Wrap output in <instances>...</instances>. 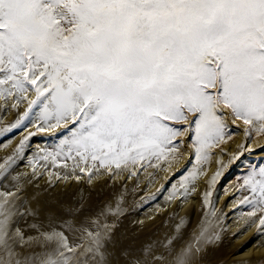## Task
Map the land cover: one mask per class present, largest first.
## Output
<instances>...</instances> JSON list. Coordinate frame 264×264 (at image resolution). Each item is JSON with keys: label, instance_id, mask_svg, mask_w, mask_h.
<instances>
[{"label": "snow or ice", "instance_id": "snow-or-ice-1", "mask_svg": "<svg viewBox=\"0 0 264 264\" xmlns=\"http://www.w3.org/2000/svg\"><path fill=\"white\" fill-rule=\"evenodd\" d=\"M9 109L16 118L5 125L0 116V136L35 131L0 157V177L22 162L33 136L61 129L43 159H71L81 171H165L187 156L182 191L170 196L183 202L207 176L213 150L208 189L227 167L220 157L233 135L229 122L244 126L238 152L264 135V0H0V112ZM211 195L202 194L206 205ZM237 195L245 226L264 234V166L247 173ZM14 200L0 192V264H194L217 238L202 226L179 250L171 241L166 253L132 249L96 219L80 229L86 245L69 242L66 224L33 225L36 234L25 237ZM109 213L120 214L101 215Z\"/></svg>", "mask_w": 264, "mask_h": 264}, {"label": "bare ground", "instance_id": "bare-ground-1", "mask_svg": "<svg viewBox=\"0 0 264 264\" xmlns=\"http://www.w3.org/2000/svg\"><path fill=\"white\" fill-rule=\"evenodd\" d=\"M10 115L11 118H16V113L9 109L6 117L3 118L5 125ZM14 139L10 140L8 145H11ZM241 140L238 134L235 141L225 143L224 146L228 147L227 151L231 152V157L238 151L236 144ZM262 143H264V135L257 141L250 142L249 148ZM30 144H33V151L28 156L30 160H27L26 165L23 166L14 165L10 173L5 176L0 188L4 192L21 189V194L25 196L23 207L25 215L18 226L25 237L36 234L33 231V225H39L47 230L49 225L66 224L69 227H64L65 235L71 244H77L80 243L82 233L80 229L87 227L92 220H105L111 225L116 223V217L125 214L118 222V229L112 231L113 241L124 247L138 249L142 245H151L159 252L166 253L169 250L166 245L171 241V248L179 250L201 231L202 226H206L208 227L207 234L217 238H214L210 244L202 245L203 252L196 257L194 264H220L222 260L228 261L227 264H261L263 262L264 234L257 233L255 225L246 227L244 224L246 218L236 210L239 206V196H235L236 199L230 196L233 190L231 175L226 176L218 187L212 202L215 216L210 215V210L205 220L210 224L205 225V221L198 224L197 219L207 206L201 196L204 192L211 191L217 182L211 189H208L205 184L207 177L217 171L215 157L212 156L209 161L207 176L199 177L196 182L197 190L191 193L186 200L181 202L178 199H170L173 192L182 191L179 185L183 177L173 182L171 190L167 192L165 191L167 188L164 189L152 200L151 197L161 188L160 184L164 178L177 173L184 166L186 156L175 161L172 167H168L165 171L148 167L137 175V179L133 175L134 182L117 183L114 186L107 183L106 174L102 168H94L91 183L87 187L85 180L81 179L84 174H80L77 169L75 176L78 179L70 181L74 175H72L73 169L65 163L67 160L62 157L56 159L55 162L51 158L45 160L42 150L46 147L37 140L30 141ZM3 147L4 145L0 150ZM4 154L5 152H0V157ZM32 158L39 159L49 168L54 167V172H61L63 175L60 176L59 183H56V179L47 181L46 173L43 174L42 179L39 178L37 171L33 175L34 172L30 169L34 162ZM228 163L227 160L225 165ZM132 167L139 168V164ZM225 169L227 167L222 170V173ZM126 171L127 168L124 167L117 169L114 175L115 180L119 178L121 181L123 175L128 178ZM68 173L71 175L64 176ZM131 177L132 174L129 175V180ZM117 208L119 215L114 216L110 213L106 216L101 215L107 210L116 211ZM130 209L131 211L126 214ZM84 244L86 245L87 242ZM28 251L29 249L23 250V252Z\"/></svg>", "mask_w": 264, "mask_h": 264}, {"label": "rangeland", "instance_id": "rangeland-1", "mask_svg": "<svg viewBox=\"0 0 264 264\" xmlns=\"http://www.w3.org/2000/svg\"><path fill=\"white\" fill-rule=\"evenodd\" d=\"M20 110L23 111V106H21V109ZM0 116H2L3 118L6 117V113L0 112ZM7 119H8L7 120V124H11L15 120V118H11V115ZM229 123H230V127H231V130H232L233 135H232L231 140L227 141L226 143L229 144V143L235 141V138L237 137V135L240 134L242 140H241L240 143H237L236 144L237 145L236 147L239 148V146L241 144L245 143V137H244V134H243V128H244V126L240 122H237L235 125H232L231 122H229ZM29 131H33L34 132L35 129L33 127L29 126L27 131L17 130V131H13V132L7 133L4 136H0V148L3 145H7V147H3L2 150H0V152H2V153L5 152V154L3 155V157H6L8 155H11L12 152H13V150L15 149L16 145L20 142V140L24 136H26L28 134ZM22 134H24V135H22ZM64 135H65V133L61 129H55L52 132L38 133L36 136H33L30 141H33V140L34 141L35 140L39 141L42 145H44L46 147V149L49 152H51V151H53L55 145L59 144L60 140L64 137ZM262 136L263 135H259L258 136V135H255L254 134L253 137H252V139L247 141L248 148H249V143L250 142L257 141ZM13 138H15V139L13 140V142L11 143V145H8V142L10 140H12ZM32 147H33V144H30L28 146V148L26 149V154H25L22 162L21 161H17V165L18 166L26 165L25 162L27 160H30V159H28V156H29V153H31L33 151ZM224 148H225L227 154L224 155L223 157H220V159H221L222 163L225 164L227 160L229 161V158L231 157V152L228 153V151H227V148L228 147L227 146H224ZM186 151H190V150H187L186 149ZM213 151L215 152V155H213V157H215V162H216L217 156H219V150H213ZM259 155H261L262 157L261 156L260 157H256V156H259ZM232 157L234 159L232 160L231 163H228L227 164L228 165L227 166V169L224 170V172L222 173V176H220L217 179V182L215 183L214 187L212 188V190H211L212 195L209 197V200L211 202V205L210 204H207L206 208L200 213V215H199V217L197 219L198 220V224H202L208 218L209 211L211 210V207L213 205L212 202L214 200L215 194H216V192L218 190L219 185L222 183L221 181L226 176L231 175V182L233 183L232 184L233 190H232L230 196H232L231 198L233 199V197L238 196L237 195V189L242 186L243 179L247 175V173L250 172L253 168H257L258 169L259 167L264 166V143H262L260 145H257L254 148H251V149L249 148V151H243V152L236 151L232 155ZM235 157H238V158H235ZM185 159L187 160V158H185ZM32 160H34V162H33V164H32V166H31L30 169H32L33 172H36L37 171L38 172L37 174L40 175L39 176L40 179H42L44 177L43 174L46 173L47 181H51L52 179H56L57 180L56 183L57 184L59 183V178H60V176L63 175L61 172H59V171L58 172H54V169H55L54 167L51 166L49 168L47 165L42 164L41 161L39 159H37V158H35V159L32 158ZM65 163L66 164H69V166L73 169L72 170V175H74V177H72L70 179V181L72 179H74V180H77L78 179L75 176V170L77 169L80 174L81 173L84 174V175H82V178L81 179L82 180H85V183H86V186L87 187H89V185L91 183V180H92L91 178H92V175L94 174V170L99 167L98 165L96 167H91L90 166V167L86 168L84 171H81V168L84 167V165L81 164V165H78L77 166L74 163V161L71 160V159L67 160ZM91 164H92V162L89 161V165H91ZM242 166H244V167H242ZM184 168H185V164H184V166L180 170L177 171V173H173V175H170V176H167V177L163 176V178L164 177L165 178L162 181V183L160 184V187L161 188L151 197V199L154 200L166 188L167 189L165 191H167V192L169 190H171L172 189L173 182L176 181L177 179H180L181 177H183V175H185V173L182 174V170ZM102 170L106 174L105 175V179H106L107 183H109V184H111L113 186L116 185L117 183L118 184L119 183H127L128 181L134 182L133 181L134 180V177H133L134 174H132V173L138 171L139 174H140L141 171H142V170H140V166H139V168L138 167L135 168V167H132L131 165H129L127 167V171H126V174L128 175V178H125V176L123 175V176H121V179H120L121 181H119V178H117L115 180V177H114L115 172L117 171V169L115 168V166H112L111 169L102 168ZM157 170H159V169H157ZM131 174H132V177L129 180V175H131ZM68 175H71V174L70 173L64 174V176H66V177H68ZM53 176H54V178H53ZM135 176H136V179H137V175H135ZM4 178L5 177H0V188H1L2 184H3ZM135 184H136V181H135ZM0 192H4V191H2L0 189ZM13 193L15 194L14 207L17 210V214L14 216V222H15V227L18 228L19 224L21 223V221H22V219H23V217L25 215V211L23 209V207L25 205L24 204V202H25V196L21 194V189H17ZM177 199L180 200L179 198H175V200H177ZM130 211H131V209L128 210L126 214H128ZM245 211H247V209ZM124 215L125 214H122V215H120V217H116L115 218L116 223H112L111 224V225H114V229H116V228L118 229V227H119L118 222L123 218ZM34 235H32V236H34ZM85 242H87V240L84 238L83 234L81 233V235H80V243H85ZM25 249H27V248H25ZM18 251H20V250L18 249ZM238 252H240V251H238ZM227 262L228 261H226V260H222L220 262V264H227ZM261 264H264V260H263V262Z\"/></svg>", "mask_w": 264, "mask_h": 264}]
</instances>
